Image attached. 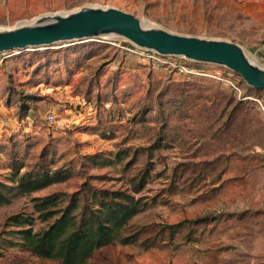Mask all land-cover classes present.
<instances>
[{"label":"rangeland","instance_id":"obj_1","mask_svg":"<svg viewBox=\"0 0 264 264\" xmlns=\"http://www.w3.org/2000/svg\"><path fill=\"white\" fill-rule=\"evenodd\" d=\"M85 7L118 8L150 27L236 42L264 67V0H0V29ZM121 45L125 39L111 36L0 53V180L12 149L28 165L43 155L54 167H71L67 180L33 196L72 194L85 181L129 185L150 164L144 195L156 200L132 223L147 227L143 241L169 226L164 240L148 250L110 245L89 264H264V91L160 68ZM165 121L166 143L157 139ZM117 151L130 156L94 164L93 157ZM31 210L29 197L0 206V231L7 216ZM180 222L173 237L170 225ZM0 264L59 263L10 249Z\"/></svg>","mask_w":264,"mask_h":264},{"label":"trees","instance_id":"obj_2","mask_svg":"<svg viewBox=\"0 0 264 264\" xmlns=\"http://www.w3.org/2000/svg\"><path fill=\"white\" fill-rule=\"evenodd\" d=\"M158 101V108L163 110L161 100ZM145 104L151 106L150 102ZM167 121L163 123L157 138L164 143L167 140L165 133L171 127ZM152 148L145 149L151 156L150 160L153 158ZM129 156L128 151H117L109 158L95 156L93 162L96 166L113 165ZM136 160L137 154L134 153L126 167L131 168ZM54 165L52 159L48 160L43 155L34 165H28L21 155L11 150L6 166L8 172L5 180H0V206L29 197L32 210L5 218L0 231V257L10 249H18L59 264H89L100 250L110 245L141 243L148 250L164 240V232L169 226L159 228V237L156 235L143 241L147 227H137L132 223L156 200L144 195L154 169L150 164L135 175L129 185L106 187L85 181L72 194L59 191L33 196L35 192L64 182L72 175L71 167ZM94 179L105 180L106 176L95 175ZM39 224L42 226L38 228ZM170 226L174 237L184 222Z\"/></svg>","mask_w":264,"mask_h":264},{"label":"water","instance_id":"obj_3","mask_svg":"<svg viewBox=\"0 0 264 264\" xmlns=\"http://www.w3.org/2000/svg\"><path fill=\"white\" fill-rule=\"evenodd\" d=\"M111 36L121 37L161 55L225 67L240 75L249 86L264 91V67L254 62L240 44L150 27L136 15L113 7H85L68 14L40 16L31 23L0 29V53Z\"/></svg>","mask_w":264,"mask_h":264},{"label":"built area","instance_id":"obj_4","mask_svg":"<svg viewBox=\"0 0 264 264\" xmlns=\"http://www.w3.org/2000/svg\"><path fill=\"white\" fill-rule=\"evenodd\" d=\"M125 41L127 45H121L122 48L130 53H133L134 55L141 56L145 59L150 60L154 66L165 68L170 71H178L184 75L213 76L214 78L225 81L229 86L241 92L239 81L242 80V77L233 73L225 67H222V72L211 75L205 69L201 68L200 65H198L203 63L191 61L184 57L161 55L154 50L141 48L131 43L130 41ZM49 118L53 120V115H50Z\"/></svg>","mask_w":264,"mask_h":264}]
</instances>
